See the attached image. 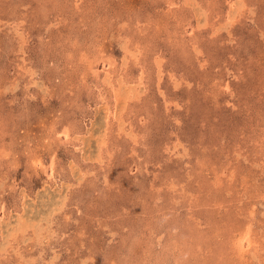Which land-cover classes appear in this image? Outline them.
Wrapping results in <instances>:
<instances>
[{
	"label": "rangeland",
	"instance_id": "rangeland-1",
	"mask_svg": "<svg viewBox=\"0 0 264 264\" xmlns=\"http://www.w3.org/2000/svg\"><path fill=\"white\" fill-rule=\"evenodd\" d=\"M0 264H264V0H0Z\"/></svg>",
	"mask_w": 264,
	"mask_h": 264
}]
</instances>
